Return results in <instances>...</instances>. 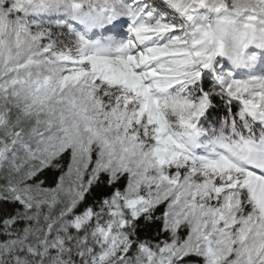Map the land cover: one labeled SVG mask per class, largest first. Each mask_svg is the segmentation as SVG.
Wrapping results in <instances>:
<instances>
[{
    "label": "snow or ice",
    "instance_id": "obj_1",
    "mask_svg": "<svg viewBox=\"0 0 264 264\" xmlns=\"http://www.w3.org/2000/svg\"><path fill=\"white\" fill-rule=\"evenodd\" d=\"M0 264H264V0H0Z\"/></svg>",
    "mask_w": 264,
    "mask_h": 264
},
{
    "label": "trees",
    "instance_id": "obj_2",
    "mask_svg": "<svg viewBox=\"0 0 264 264\" xmlns=\"http://www.w3.org/2000/svg\"><path fill=\"white\" fill-rule=\"evenodd\" d=\"M103 191H104V192H108V191H109V189H104Z\"/></svg>",
    "mask_w": 264,
    "mask_h": 264
}]
</instances>
